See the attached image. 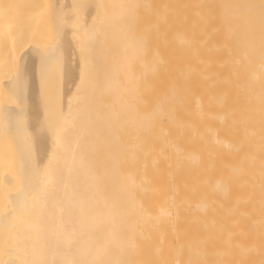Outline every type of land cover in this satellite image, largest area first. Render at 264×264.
Returning a JSON list of instances; mask_svg holds the SVG:
<instances>
[{
    "label": "bare ground",
    "instance_id": "6f19581e",
    "mask_svg": "<svg viewBox=\"0 0 264 264\" xmlns=\"http://www.w3.org/2000/svg\"><path fill=\"white\" fill-rule=\"evenodd\" d=\"M0 264H264V0H0Z\"/></svg>",
    "mask_w": 264,
    "mask_h": 264
}]
</instances>
